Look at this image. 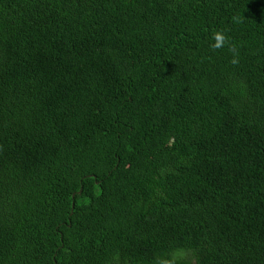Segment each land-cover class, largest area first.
I'll return each instance as SVG.
<instances>
[{"label":"trees","instance_id":"1","mask_svg":"<svg viewBox=\"0 0 264 264\" xmlns=\"http://www.w3.org/2000/svg\"><path fill=\"white\" fill-rule=\"evenodd\" d=\"M0 264H264V0H0Z\"/></svg>","mask_w":264,"mask_h":264},{"label":"clouds","instance_id":"2","mask_svg":"<svg viewBox=\"0 0 264 264\" xmlns=\"http://www.w3.org/2000/svg\"><path fill=\"white\" fill-rule=\"evenodd\" d=\"M226 36H225V34L223 33V31H217V32H215L214 33V40H215V43L212 45V47L213 48H215V49H219V48H221V47H223L224 46V44H225V42H226ZM177 51H176V55H175V59H176V56H177ZM175 59L168 65V67H167V72H168V74H167V80H166V83H165V85H169V84H172L171 82H170V76L172 75V73L174 72V71H176L177 69H178V65L175 63ZM232 63H237V60L235 59V57L233 58V60H232ZM138 75L139 76H143V77H146V78H149V79H151V80H153L154 81V79L152 78V77H148V76H145L142 72H140L139 70H138ZM9 105H13L11 102H9ZM12 117L14 118V119H17V120H19V118H20V111H19V109L16 107V106H14L13 105V107H12ZM107 126L109 125V124H106ZM111 136L112 138L113 137H116V139L118 140V144L120 145V146H124L125 144H127L128 143V137L126 136L125 138H123V139H120V136H119V133H114V130H112V129H110L109 130V132H108V134H106L105 136Z\"/></svg>","mask_w":264,"mask_h":264}]
</instances>
